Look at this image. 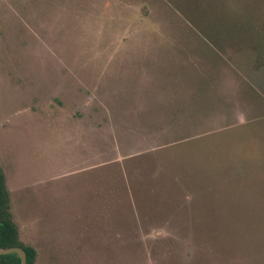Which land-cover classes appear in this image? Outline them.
<instances>
[{
  "label": "rangeland",
  "instance_id": "1",
  "mask_svg": "<svg viewBox=\"0 0 264 264\" xmlns=\"http://www.w3.org/2000/svg\"><path fill=\"white\" fill-rule=\"evenodd\" d=\"M0 167L34 264H264V0H0Z\"/></svg>",
  "mask_w": 264,
  "mask_h": 264
},
{
  "label": "trees",
  "instance_id": "2",
  "mask_svg": "<svg viewBox=\"0 0 264 264\" xmlns=\"http://www.w3.org/2000/svg\"><path fill=\"white\" fill-rule=\"evenodd\" d=\"M12 246L21 247L26 254V263L34 264L37 251L33 246L24 244L19 238L18 227L11 210L6 176L0 167V247ZM0 264H20V259L16 253L3 254L0 255Z\"/></svg>",
  "mask_w": 264,
  "mask_h": 264
},
{
  "label": "water",
  "instance_id": "3",
  "mask_svg": "<svg viewBox=\"0 0 264 264\" xmlns=\"http://www.w3.org/2000/svg\"><path fill=\"white\" fill-rule=\"evenodd\" d=\"M9 253H16L20 259V264H27L25 251L21 247L19 246H12L8 248L0 247V255L9 254Z\"/></svg>",
  "mask_w": 264,
  "mask_h": 264
}]
</instances>
